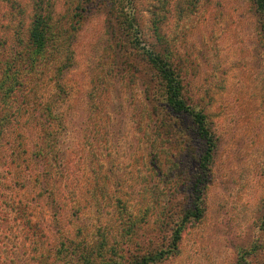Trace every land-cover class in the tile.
I'll use <instances>...</instances> for the list:
<instances>
[{
    "label": "rangeland",
    "instance_id": "374dc122",
    "mask_svg": "<svg viewBox=\"0 0 264 264\" xmlns=\"http://www.w3.org/2000/svg\"><path fill=\"white\" fill-rule=\"evenodd\" d=\"M57 1L51 11L56 43L34 68L21 57L20 77L11 81L2 77V66L10 60L14 71L19 62L32 0H0V91L7 92L0 117L14 113L0 126V264H61L54 245L64 230L113 233L124 205L137 224L134 238L151 237L152 223L140 219H149L156 201L175 213L172 221L182 217L180 205L188 198L179 200L188 195L205 149L183 117L186 130L162 152L165 168L157 178L148 74L125 44L117 11L95 3L76 22L73 0ZM132 1L144 38L160 34L173 51L184 93L206 115L216 142L205 216L188 222L177 249L167 247L169 254L152 264H264V30L250 0ZM116 40L125 47L119 54ZM58 44L64 54L72 51L59 73L64 91L55 86L56 60L51 62ZM56 98L61 100L53 120L45 109ZM47 124L54 139L51 159L40 150L50 142L51 135L41 132ZM54 186L64 205L61 217L52 215L48 193Z\"/></svg>",
    "mask_w": 264,
    "mask_h": 264
},
{
    "label": "trees",
    "instance_id": "16d2710c",
    "mask_svg": "<svg viewBox=\"0 0 264 264\" xmlns=\"http://www.w3.org/2000/svg\"><path fill=\"white\" fill-rule=\"evenodd\" d=\"M197 1L199 0H195L194 3H197ZM58 2L57 0H32L31 18L27 27L26 41H23L22 51L16 55V59H19V62H16L14 71H12L13 64L10 60L3 63L2 77L5 80L10 78L12 81L13 78L18 79L20 77L21 57L24 56L23 62H26L27 66L34 68V66L39 65L45 59H43V56L48 53L50 46L56 43L53 40V37H55L52 27L54 17L51 11L55 9ZM132 2V0H73L71 4L69 3V8L72 19L77 16L76 22H80L82 16L90 11L95 3L94 6L103 5V7L109 8L108 12L112 11V6L117 11L115 21L121 26L123 31L126 30L124 36V38L126 37L125 44L129 48L136 50L137 54L133 57L134 61L141 60L145 67L144 69L147 71L146 74H148L145 99L148 100L147 119L152 128V135L155 138L151 148L153 152L151 153V166L157 172V178L161 177V172L165 168L162 152L167 150L166 147L169 145L172 149L177 141V136L183 130H186L183 117L189 119L193 128L195 127V134L204 141L205 149L195 161L198 173L195 175V179L191 181V185H189L188 195H182L179 200V205L185 202L187 198L188 203L185 207L180 205L178 214H181L182 217H178L177 221H172L171 216L175 213H169L167 206L164 204L160 205V201L153 202L149 219L145 221L140 219L141 223H152L151 237L141 239V236L137 241L134 238L137 224L132 212L129 213L124 205L118 211L122 219L118 221L113 233L102 231L100 227H97V231L92 235L82 233L81 229L76 231L64 230L61 238L56 240L54 245V258L61 264H152L169 254L167 252L171 249L167 250V247H171L173 250L177 249L182 231L188 222H198L205 216L206 189L210 182L211 166L216 145L214 134L210 130L206 115L201 110L194 108L185 95L181 69L175 63L174 53L170 46L160 39V34L159 38L154 36L151 38L149 36V41L144 38L143 33H141V27L138 24L139 22L133 16L131 7H129ZM250 3L258 20H260L261 28L264 30V0H250ZM113 37L117 39L116 34H113ZM118 40L114 43L113 48L118 47L119 54L125 47H122L124 45L119 44ZM53 50H55V53L51 62L56 60L54 73L58 75L55 86L58 91H64L60 82L62 76L60 77L59 73L66 70L63 64L64 61L66 62V60L72 58L70 57L72 56V51L64 54L63 44L56 45ZM127 50L124 49L122 54L126 53L130 56ZM126 60L127 58L122 59V62H127L128 68L133 67L136 69H133L134 73L139 72V66L135 62L130 65L131 61ZM6 86L13 90V85L10 83H7ZM6 94V91H0V98H3ZM54 100V102L47 104L45 116L56 120L55 109L58 105L57 102L61 99L56 98ZM8 115L14 116V113L8 112ZM8 115L0 117V126L2 128L9 123ZM49 125H45L41 131L43 138L51 135V131H48ZM49 140L50 142L47 144L49 149H43L42 147L40 150H42V156L45 155L44 157L51 159V154L54 156V147L51 146L54 141L52 135ZM173 163L176 165L175 161ZM171 169L169 168L168 171ZM185 189L186 187L179 188L180 193H183ZM48 197L52 203L53 217H61L64 214V205L56 186L50 189ZM76 209L81 210L79 207H76ZM97 226H101V224ZM166 231L170 236L165 245ZM239 264L241 263L239 262Z\"/></svg>",
    "mask_w": 264,
    "mask_h": 264
}]
</instances>
